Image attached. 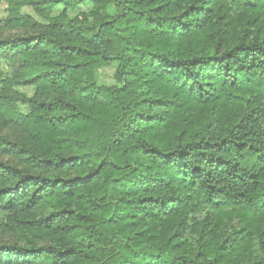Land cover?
Segmentation results:
<instances>
[{
    "label": "trees",
    "instance_id": "obj_1",
    "mask_svg": "<svg viewBox=\"0 0 264 264\" xmlns=\"http://www.w3.org/2000/svg\"><path fill=\"white\" fill-rule=\"evenodd\" d=\"M1 1L0 264H264V0Z\"/></svg>",
    "mask_w": 264,
    "mask_h": 264
},
{
    "label": "rangeland",
    "instance_id": "obj_2",
    "mask_svg": "<svg viewBox=\"0 0 264 264\" xmlns=\"http://www.w3.org/2000/svg\"><path fill=\"white\" fill-rule=\"evenodd\" d=\"M90 7H91V4L89 2H84V3L80 4L76 9L67 11V15L70 18H72L78 12L87 11ZM5 9H6V3L1 1L0 2V19L5 18V16H6ZM21 10L23 13L33 14L31 8L28 6H23ZM61 10H62V7L57 6L54 10V13L60 12ZM109 10L113 11V8L109 7ZM1 26H2V23H0V34H4L5 31L1 28ZM0 69L2 70V72L4 74H8V75L12 74L8 63L4 60H0ZM113 70H114L113 66L96 70L95 76H96L97 82L100 84L113 85L115 83V80L113 79ZM18 89L20 92H22L28 96H30L34 90L33 87H31V86H25V87H21ZM19 107H20V110H22V111L26 110L24 105H21ZM1 218H2V215L0 214V219Z\"/></svg>",
    "mask_w": 264,
    "mask_h": 264
}]
</instances>
